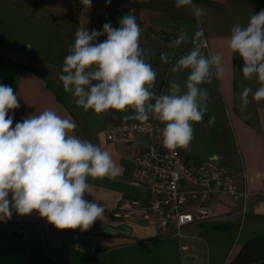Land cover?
<instances>
[{"label": "crops", "instance_id": "obj_1", "mask_svg": "<svg viewBox=\"0 0 264 264\" xmlns=\"http://www.w3.org/2000/svg\"><path fill=\"white\" fill-rule=\"evenodd\" d=\"M193 4L204 9L200 24L191 6L177 8L175 0H92L87 10L80 0H0V57L31 64L34 69L0 62V84L10 86L19 103L8 113L12 127L31 114L53 110L73 120L77 127L72 134L108 151L119 168L113 178L88 179L85 199L106 209L105 218L87 231L59 230L35 211L26 216L13 211L10 220L0 221V264H227L246 241L264 233V101L256 102L250 93L249 104L241 110L244 88L255 92L260 85L256 77H243L242 58L227 47L233 25H246L252 14L264 10V0H193ZM112 9L135 12L137 22L160 37L140 36L141 48L150 54L147 62L157 73L153 91L158 95L166 93L171 81L183 87L189 71L174 73L171 68L191 50V39L199 27L207 43L202 49L205 55H222L224 75L220 79L213 76L211 84L200 86L208 91V110L193 125L190 146L179 150L197 160L215 157L231 171L250 192L245 214L241 203L217 194L212 200V217L185 227L183 237L162 236L144 219L149 192L131 184L134 146L111 143L105 135L110 126L136 121L123 119L133 115L132 110L86 112L64 92L59 79L77 28L87 27L91 33L94 29L102 32L105 23L120 27L119 19L124 16L112 14ZM182 28L189 42L173 46ZM106 38L102 35L96 42ZM161 53L167 54L168 63L161 62ZM212 116L215 122L210 125ZM78 121L87 132L80 133ZM138 142L145 139L140 137ZM121 225L129 227L130 234H98L91 252L71 247L74 233L82 237Z\"/></svg>", "mask_w": 264, "mask_h": 264}, {"label": "clouds", "instance_id": "obj_2", "mask_svg": "<svg viewBox=\"0 0 264 264\" xmlns=\"http://www.w3.org/2000/svg\"><path fill=\"white\" fill-rule=\"evenodd\" d=\"M80 3L86 10L92 6V0ZM175 6H191L197 23H201L204 9L193 0H175ZM119 24L114 28L105 23L102 32L77 28L59 76L64 92L86 112L99 115L108 110H132L133 115L124 116V120L145 123L154 118L164 124V148L187 149L194 138L193 125L201 122L208 110L209 94L200 86L211 84L213 76L222 78V55H205L202 49L207 43L199 27L191 39V50L171 68L174 73L189 71L183 87L171 81L166 93L158 95L153 91L157 73L147 62L150 54L140 46L141 28L136 17L126 15ZM102 35L107 38L97 43ZM188 42L182 28L172 44L178 47ZM227 47L242 58L243 77H256L260 85L255 92L244 88L241 110L249 104L250 93L256 102L264 101V10L252 14L246 25L234 24ZM160 60L168 63L167 54L161 53ZM18 107L13 89L0 84V221L10 220L13 211L21 216L35 211L59 230L87 231L105 218L106 209L85 199L88 179L115 177L117 163L108 151L72 134L76 123L53 110L31 114L12 127L13 118L8 113ZM214 122L215 117H210L209 124Z\"/></svg>", "mask_w": 264, "mask_h": 264}, {"label": "built area", "instance_id": "obj_3", "mask_svg": "<svg viewBox=\"0 0 264 264\" xmlns=\"http://www.w3.org/2000/svg\"><path fill=\"white\" fill-rule=\"evenodd\" d=\"M162 129L156 120H149L119 122L105 131L111 143L134 146L135 172L131 184L149 192L144 219L162 236L183 237L185 227L212 217V200L217 194L241 203L245 214L250 200L245 185H240L215 157L197 160L182 154L179 148H164ZM140 137L145 139L144 143L138 142ZM73 241L79 248L78 233L73 234Z\"/></svg>", "mask_w": 264, "mask_h": 264}, {"label": "trees", "instance_id": "obj_4", "mask_svg": "<svg viewBox=\"0 0 264 264\" xmlns=\"http://www.w3.org/2000/svg\"><path fill=\"white\" fill-rule=\"evenodd\" d=\"M0 62L34 70L31 64L25 65L5 57H0ZM227 264H264V233L255 235L246 241Z\"/></svg>", "mask_w": 264, "mask_h": 264}, {"label": "water", "instance_id": "obj_5", "mask_svg": "<svg viewBox=\"0 0 264 264\" xmlns=\"http://www.w3.org/2000/svg\"><path fill=\"white\" fill-rule=\"evenodd\" d=\"M109 229V230H108ZM131 229L125 225H121L118 227H106L104 229H97L94 230L91 234H84L81 237V245L80 249L85 251V252H91L92 250V244L95 239V236L98 234H116V233H125V234H130ZM71 247H76L75 243H71Z\"/></svg>", "mask_w": 264, "mask_h": 264}, {"label": "rangeland", "instance_id": "obj_6", "mask_svg": "<svg viewBox=\"0 0 264 264\" xmlns=\"http://www.w3.org/2000/svg\"><path fill=\"white\" fill-rule=\"evenodd\" d=\"M112 14L121 15V16H126V15L130 14V15H133L136 17L135 12H131V11L126 12L123 10H116V9H112ZM137 23L141 27V34H143V36H150V37H156V38L159 37L157 35H153L151 32L148 31V29H146L144 26H142L139 22H137ZM166 43H168V42L166 41ZM78 130L80 131V133L81 132H87V130H85V128L83 127L82 121H78Z\"/></svg>", "mask_w": 264, "mask_h": 264}]
</instances>
